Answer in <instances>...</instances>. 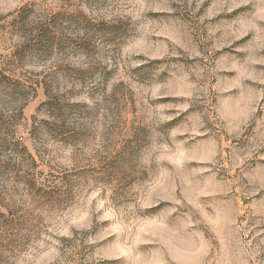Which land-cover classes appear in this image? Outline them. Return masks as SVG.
Returning <instances> with one entry per match:
<instances>
[{
	"label": "rangeland",
	"instance_id": "rangeland-1",
	"mask_svg": "<svg viewBox=\"0 0 264 264\" xmlns=\"http://www.w3.org/2000/svg\"><path fill=\"white\" fill-rule=\"evenodd\" d=\"M0 264H264V0H0Z\"/></svg>",
	"mask_w": 264,
	"mask_h": 264
}]
</instances>
